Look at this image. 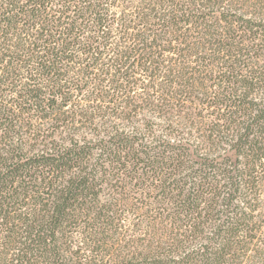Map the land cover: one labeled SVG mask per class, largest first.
<instances>
[{
    "label": "trees",
    "instance_id": "trees-1",
    "mask_svg": "<svg viewBox=\"0 0 264 264\" xmlns=\"http://www.w3.org/2000/svg\"><path fill=\"white\" fill-rule=\"evenodd\" d=\"M0 264H264V0H0Z\"/></svg>",
    "mask_w": 264,
    "mask_h": 264
}]
</instances>
